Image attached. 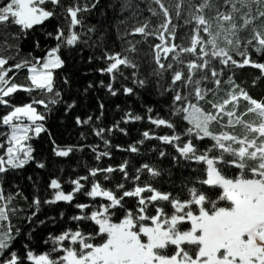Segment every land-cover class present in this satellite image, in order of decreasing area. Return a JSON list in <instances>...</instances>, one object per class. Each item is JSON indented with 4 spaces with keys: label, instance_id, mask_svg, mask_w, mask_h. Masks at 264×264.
<instances>
[{
    "label": "trees",
    "instance_id": "trees-1",
    "mask_svg": "<svg viewBox=\"0 0 264 264\" xmlns=\"http://www.w3.org/2000/svg\"><path fill=\"white\" fill-rule=\"evenodd\" d=\"M8 0H0V7L4 6ZM81 6H88V11L80 13L83 18V27L77 26L76 31L80 34L81 40L75 46L61 45L58 53L64 61L63 67L54 71V90L53 93L34 90L25 92L17 91L10 98L11 104L24 106L33 100L44 99L46 102L49 97L58 100L55 104H49L46 110L41 105H36L37 110L46 116L42 122L44 132L27 143L33 149L34 159L22 169L10 170L0 174V188L5 197H11L8 202L9 221L4 223L12 226V234L15 235L19 229L10 251L16 252L23 258V264H32L27 260L26 251L30 250L34 254H44L52 248L50 237H56L68 230H80L84 234H95L98 226L90 220H73L74 216L90 215L96 210L100 203H106L104 198L95 199L84 195L89 191L93 183H99L102 188L112 190L117 196L124 190H132L135 186L151 185L154 189L162 193H170L172 197H177L181 201L189 199L188 189L196 187L204 192L209 199L215 200L220 194V189H210L199 184L197 181L205 178L204 165L194 161L185 160L171 144H166L163 136L177 134L181 136V141L188 139L184 135L186 128L190 127L187 121L182 119V113L177 115L175 109L179 104H174L173 96L175 91H182L188 95L193 86L181 88V85H172V71L157 75L158 65L155 61L156 44L162 43L156 35L144 36L135 33V28L147 24L146 31L155 33L165 21L162 10L154 0H61L59 7L46 4L45 7L53 10L56 15L42 25H36L30 30L22 31L19 26L10 22L0 25V57L8 58L5 68L29 61L41 63L46 59L47 53L57 47L58 41L55 40L56 30L61 28L68 34L69 21L66 19L65 9L74 3ZM203 0H161V3L168 9L171 18L169 29L175 26V40L172 41L167 33L166 39L169 43H175L180 47H188L190 38L195 28V22L185 24V20L191 18L192 14H203L212 24V30H217V21L214 19L219 13L233 16V23L239 27L243 24L244 15L248 13L247 7H242L236 3L240 9L238 12L232 11V4L226 0H210V7L204 9L203 13H198L197 8ZM95 4V7H91ZM264 7V6H262ZM257 6L252 5L251 14L255 16ZM264 23V18L254 22L255 25ZM228 27L229 23L224 22ZM253 25L238 32L242 41L240 50H244L243 42L251 38ZM49 33H52L50 36ZM205 39L207 35L201 32ZM221 46L224 44L221 41ZM134 49V50H133ZM251 59L264 63V55H257L252 49L248 48ZM180 58L184 64L176 65L174 55L169 54L167 60L162 62L166 65L174 63L173 71L177 68L182 69L185 75L188 74L186 64L194 59L187 53H181L177 48ZM120 54L122 58H127L133 67L120 66L118 72L114 74L102 73L111 61L106 57L109 55ZM233 58L237 61L242 57L232 52ZM39 66V65H37ZM210 67L215 68L222 74L217 77L220 85L214 83V79L208 73V79L202 81L201 88L208 89L205 100L196 101L193 97L189 99L205 111H214L209 102H221L226 99L228 94L233 91L235 85H239L249 96L257 101H264V74L260 69L250 65L235 67L229 64L227 67L221 65L217 59H212ZM9 77H13L12 83L17 85H30L29 71L26 68L9 72ZM113 75L115 78L113 79ZM202 73H197L193 79H199ZM67 81V82H65ZM143 81V86H140ZM111 83L117 94L112 95L107 85ZM103 84V86H102ZM125 88L134 89L132 95L125 93ZM59 93V97H55ZM69 105H73L69 108ZM101 105L103 107L101 108ZM231 105L228 106L231 109ZM248 108V102L240 100L236 114L243 115ZM148 109L152 111L149 112ZM10 107L0 105V116L8 114ZM141 116V120H129L128 115ZM91 120L88 123H77V118L81 121ZM148 117L163 118L175 125L174 129L166 126H157L150 122ZM224 117L222 123H227ZM246 121L259 122L254 113L243 115ZM102 130L101 135H96ZM7 131L6 126L0 127V132ZM212 131L219 133L229 131L238 136L243 135L242 126L235 128H222L219 123L212 125ZM149 133V137L143 134ZM4 140L0 136V142ZM107 142V143H106ZM199 150L210 147L213 143L209 138L202 141H193ZM135 146L138 151L131 152L129 149ZM72 151L68 156H57V149H68ZM95 149V151L93 150ZM108 153L107 155H101ZM164 153V155H161ZM3 154V149H0ZM216 151L210 155H216ZM100 156L97 159V156ZM225 159L229 157L225 156ZM44 164L43 168L38 164ZM127 164L126 172L128 178H124V173L119 171L121 165ZM250 166L255 162L249 161ZM159 171L160 175L151 176L143 168V165ZM113 168L115 171L107 173L100 171L95 177L91 176L92 170ZM224 174L229 177H236L239 170L232 166L220 165ZM139 175L140 179L134 178ZM88 177L81 180L84 188L76 193L71 202L59 201L56 203H45L47 200L54 199L55 190L51 189L50 182L57 180L62 190L67 194L74 190L72 181ZM107 177V179L105 178ZM124 184V189H117V185ZM145 197L151 193L145 192ZM41 201L37 210L33 201ZM137 198L126 197L122 204L126 209L135 212L137 208ZM77 204L92 205L90 208L81 210ZM164 209L165 213L171 215L173 209L170 204L157 201L148 206V215H155V207ZM218 206H226L225 202H220ZM193 210L196 211L195 206ZM33 212L36 213L33 216ZM123 213L118 211L113 218L118 221ZM31 218V221H29ZM41 221L43 223H41ZM188 223L181 225V230H187ZM45 241H49L45 243ZM101 238L97 237L93 243L99 244ZM68 245V242H65ZM193 248L195 246H185ZM171 253V249H169ZM62 253H54L60 255Z\"/></svg>",
    "mask_w": 264,
    "mask_h": 264
},
{
    "label": "snow or ice",
    "instance_id": "snow-or-ice-1",
    "mask_svg": "<svg viewBox=\"0 0 264 264\" xmlns=\"http://www.w3.org/2000/svg\"><path fill=\"white\" fill-rule=\"evenodd\" d=\"M226 2L232 4L233 12L240 11L236 3L249 9L248 13L242 17L243 24L238 27L232 22L231 13L218 12L214 18L217 21V30L214 32L212 24L203 14H192L190 19L185 20V24L195 22L196 25L188 47H180L174 42L169 43L166 39L165 33L172 41L175 40V26L169 29L171 18L161 0H154L165 17L160 28L155 33H150L146 31L148 25L144 24L134 30L135 33L144 36L156 35L162 42L154 46V58L158 65L157 75L162 76L164 72L172 71V85L179 83L181 88L193 86L188 95L182 94V91L175 88L172 89L175 91L173 102L180 105L175 109V113L177 115L182 113V119L190 125L184 133L188 139L182 142L181 136L177 134L163 136L160 139L166 144L173 145L185 160L205 166L203 169L205 178L197 182L210 189H220L217 199H209L204 192L191 187L188 189L189 199L181 201L177 197H172L170 193H162L154 189L151 185H137L132 190H124L117 196L112 190L102 188L99 183H93L91 189L84 195L93 199L101 197L107 202L97 205L96 210L90 215L74 216L72 219L93 221L98 226L95 234L68 230L56 237H50L52 248L49 252L36 255L30 250L26 251V258L32 261V264H264V101L252 98L231 80L229 83L233 84V91L227 98L221 102H209L214 111H205L199 103H193L189 99L191 96L197 102L205 100L209 90L201 88L200 84L208 79L209 72L211 77L216 78L214 83L217 86L220 85L221 81L217 77L222 74V70L217 72L215 68L210 67L212 59H217L225 67L229 64L235 67L250 65L260 69L264 74V63L252 60L248 51L250 47L257 55H264V23L254 24L256 20L264 18V7H262L264 0H226ZM49 3L59 7L61 0H8L4 6L0 7V25L10 22L19 26L22 31L42 25L56 15L53 10L45 7ZM252 5L257 6L255 16L251 14ZM210 6V0H203L197 12L203 13L204 9ZM91 7H95V4ZM88 10L87 5L81 6L78 2L65 9L66 19L69 21L68 34L65 35V31L61 28L56 30L54 38L58 41V45L47 53L42 63L38 60L35 63L23 61L5 68L8 58L0 57V105L11 108L8 114L0 116V127L7 128V131L0 132V136L4 137V140L0 142V149H3V154H0V174L22 169L34 159L33 149L27 142L32 139V135L38 137L46 130L43 124L39 123L44 121L46 116L37 110L36 105H41L47 110L49 104L58 102L57 99L49 97L47 102L40 99L33 100L24 106H15L11 104L10 99L6 98H10L19 90L29 93L34 90L53 93L54 70L62 68L64 64L58 54L60 47L61 45L71 47L80 42L81 36L76 28L83 27V18L79 14ZM224 22H228L229 26L225 27ZM249 25H253L251 38L243 42L244 50H240L242 41L238 32L247 29ZM201 32L205 33L208 39H205ZM49 35L51 36L52 33ZM221 41L224 44L223 47ZM177 48L181 53L194 57L186 64L187 75L179 68L173 71L174 63L170 62L166 65L162 62V59H168L169 54H175L173 57L175 64H184V60L177 53ZM232 52L242 57V60L234 59ZM106 59L111 63L100 70L102 73L114 74L119 71L120 66L136 67L120 54L109 55ZM22 68H26L31 74L28 86L12 83L13 77L8 75L9 72ZM197 73L202 75L194 80L193 77ZM139 83L140 86L144 84L143 81ZM107 87L112 95L117 94L111 83ZM124 91L128 95L134 93L132 88H125ZM54 95L59 97L60 94ZM241 99L248 102V108L243 115L254 113L258 123L246 121L243 115L236 114ZM229 105L232 106L231 109L228 108ZM72 106L69 105V108ZM148 111L152 110L148 109ZM127 115L129 120L143 119L131 113ZM224 117L228 118L226 124L222 123ZM148 118L154 125L175 128L173 123L163 118ZM90 120L91 117L85 121L77 118V123H88ZM214 123H219L222 128L242 126L243 135L238 136L229 131L214 133L212 131ZM101 134L102 130L96 133L98 136ZM143 135L146 138L149 137L148 132ZM205 138H209L213 143L201 151L193 141H202ZM129 150L138 151L135 146ZM71 151V148L57 149L55 154L68 156ZM213 151L217 154L210 155ZM225 156L229 159H225ZM99 158L98 155L97 159ZM249 161L255 162L254 166H250ZM220 165L235 167L239 170V174L234 178L226 176ZM37 166L43 168L44 164L40 163ZM126 168V163L119 168V171L124 173L125 179L128 178ZM143 168L153 177L160 175L159 171L147 164L143 165ZM100 171L112 173L115 169L111 167L96 169L92 170L90 175L95 177ZM87 179L88 177H81L72 181L74 190L67 194L57 180H52L50 187L55 190L54 199L47 200L45 203L71 202L74 195L84 188L80 181ZM134 179L139 180V175ZM116 187L124 189V184ZM145 192L151 195L145 197L142 195ZM126 197L137 198L135 212L126 209L122 204ZM10 199L11 197H5L0 188V264H23V258L16 252L10 251L16 236L19 235V229H16L13 235L12 226L4 223L9 221ZM157 201L170 204L174 210L173 213L168 215L163 208L156 206L155 215H148V206ZM220 202H225L226 206H218ZM33 203L38 210L41 201L37 198ZM193 206L196 211L193 210ZM76 207L83 210L92 205L77 204ZM118 211H121L123 215L116 221L113 218ZM35 215L36 213L33 212V216ZM184 223L190 225L187 230H181V225ZM97 237L101 238L99 244L93 243ZM66 241L68 245H65ZM48 242L45 241V243ZM186 245L195 247L194 249L186 248ZM58 252L62 254L53 255Z\"/></svg>",
    "mask_w": 264,
    "mask_h": 264
},
{
    "label": "rangeland",
    "instance_id": "rangeland-1",
    "mask_svg": "<svg viewBox=\"0 0 264 264\" xmlns=\"http://www.w3.org/2000/svg\"><path fill=\"white\" fill-rule=\"evenodd\" d=\"M54 71H55V70H54ZM30 75H31V74H30V72H29V77H30ZM32 136H33V135H32Z\"/></svg>",
    "mask_w": 264,
    "mask_h": 264
}]
</instances>
